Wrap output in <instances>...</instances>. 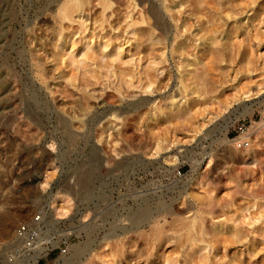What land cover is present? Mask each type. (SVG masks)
<instances>
[{"label":"rangeland","instance_id":"374dc122","mask_svg":"<svg viewBox=\"0 0 264 264\" xmlns=\"http://www.w3.org/2000/svg\"><path fill=\"white\" fill-rule=\"evenodd\" d=\"M72 1L0 0V264L39 209L60 247L38 264H264V43L232 70L264 0ZM210 96L230 105L184 129L172 102Z\"/></svg>","mask_w":264,"mask_h":264},{"label":"bare ground","instance_id":"6f19581e","mask_svg":"<svg viewBox=\"0 0 264 264\" xmlns=\"http://www.w3.org/2000/svg\"><path fill=\"white\" fill-rule=\"evenodd\" d=\"M71 2H73L72 0H70ZM219 1V0H218ZM71 2H69V3H71ZM105 2V1H104ZM76 2H74V4H75ZM214 3V2H213ZM64 4H65V2H64ZM73 4V3H72ZM80 4V3H79ZM166 4H168V3H166ZM62 6H64V8H63V11L64 12H62L61 14H62V16L63 17H71V20L73 19V20H75L74 18H81L82 19V17L84 16V6L83 7H81V6H79L78 8L76 7V8H72V7H70V6H68V1H67V3L65 4V5H62ZM106 7V6H105ZM61 8V7H60ZM62 9V8H61ZM154 10V9H153ZM227 10V9H226ZM215 11V10H214ZM245 11V10H244ZM154 12H155V10H154ZM142 14V13H141ZM72 15V16H71ZM228 15V14H227ZM154 17H155V19H156V22L157 23H162L163 22V19H162V17L159 15V14H155V15H153ZM60 17V16H59ZM172 18V17H171ZM70 20V21H71ZM83 20V19H82ZM78 21V20H77ZM76 22V21H75ZM83 22V21H82ZM73 23V22H72ZM84 23V22H83ZM175 29V28H174ZM212 32V31H211ZM210 32V33H211ZM177 35V34H176ZM175 35V36H176ZM248 39L246 40V42L245 43H240L239 44V46H238V50H237V55L238 56H240V59H239V61H238V63L236 64V66L235 67H233L232 68V70L234 71V72H236V74H241V76H244V77H250L251 75H253V74H259L260 72H259V70L260 69H263V68H261L262 66H261V64L260 63H258L259 61L257 60V58L254 56L255 55V53H256V49L257 48H259L263 43H264V32H261V31H256V32H252V30H250L249 31V35H248ZM172 39V38H171ZM213 40L214 41V37H212V36H210V38H209V40ZM219 41V40H218ZM236 41V40H235ZM217 41H215V43H216ZM179 42H177V36L175 37V39H174V41H173V44H172V51L174 52V53H176L175 55L176 56H180L181 54H182V51H183V47L181 46V45H179L178 44ZM230 43V42H229ZM228 44V43H227ZM226 44V45H227ZM216 45H218L217 43H216ZM215 45V46H216ZM228 47H229V45H228ZM235 47V46H234ZM211 48V47H210ZM216 49V48H215ZM190 50V49H189ZM188 50V51H189ZM198 50V49H197ZM187 51V52H188ZM230 51V50H229ZM233 51V50H232ZM235 51H236V49H235ZM211 52V51H210ZM213 52V51H212ZM169 53V52H168ZM231 55V54H230ZM211 59L210 58H208V59H210L211 60V64H210V60L208 61V59H207V62H209V66L207 67V68H211L213 71H215V70H217V69H221L222 67V65H220L223 61H225V57L227 58L228 56L225 54V52H224V50L222 49V48H220V45H218V48L213 52V54L211 53ZM208 57H210V56H208ZM117 58V57H116ZM229 59H230V62H231V60H234V58L232 57L231 58V56L230 57H228ZM75 60V59H74ZM124 62V61H123ZM229 62V61H228ZM181 63V62H180ZM216 63L218 64V65H216ZM263 64V63H262ZM206 65H208V64H206ZM205 65V66H206ZM179 66V65H178ZM214 66H215V70H214ZM180 68H182V67H180ZM204 68V67H203ZM210 68H209V70H210ZM197 71V70H196ZM199 71V70H198ZM228 71V70H227ZM231 71V70H230ZM261 71V70H260ZM205 72V71H204ZM198 73V72H197ZM202 74V73H201ZM209 74V73H208ZM222 74H223V72H222ZM150 75V74H149ZM200 75V74H199ZM215 75V74H214ZM217 75V74H216ZM202 76V75H201ZM205 76V75H204ZM210 76V75H209ZM237 76V75H236ZM180 78V77H179ZM214 79V78H213ZM150 80V79H149ZM186 80V79H185ZM199 80V79H198ZM216 81H218V80H216ZM220 81V84L221 85H224V83L225 82H227L226 80L224 81L222 78L219 80ZM234 81H235V79H234ZM200 82V81H199ZM203 82V81H202ZM211 82H212V80H211ZM180 85H181V88L182 89H186V85L184 84V85H182V79L180 80ZM219 83V82H218ZM200 84V83H199ZM192 85H195V84H192ZM197 85H198V83H197ZM237 86V85H236ZM257 86V85H256ZM195 87V86H194ZM214 87V86H213ZM222 87V86H221ZM216 88V87H215ZM194 89H196V88H194ZM217 89V88H216ZM235 89H237V88H235ZM212 91V90H211ZM185 92V91H184ZM209 92V91H208ZM216 92V91H215ZM214 92V93H215ZM220 92H221V90H220ZM220 92H218V93H220ZM183 93V92H182ZM210 93V92H209ZM186 94V93H185ZM216 94V93H215ZM242 94V93H241ZM245 94H247V93H245ZM179 95H181V94H179ZM208 95H212V94H208ZM221 95V94H220ZM186 96V95H185ZM174 98V97H173ZM221 97L220 96H210V97H208L206 100H205V102H204V108H202V105H197V104H195L194 105V101H189V102H186V106L184 107V108H176V105H178V103H176V102H172L173 104H174V107H172L173 109H175V110H177V112L179 113V117H177V119L182 123V122H184V121H182V119L180 120V118H183V120H185V121H188L189 119V121H190V123H191V125L192 126H190V123H185L184 122V125H183V127H184V129H186V130H194L195 128H196V126L198 125V124H194L195 122H191V120L193 121L194 119H195V114H197L199 111H201L202 109H204V111H206L207 110V107H209V105H212V106H218V108L219 109H217V110H220V109H222L223 107H225L226 108V106H229L230 104H228V103H225L224 101L222 102V101H219V99H220ZM219 101V102H218ZM227 102V101H226ZM229 102V101H228ZM235 102V101H234ZM202 103V102H201ZM231 103V102H230ZM179 106V105H178ZM213 109V108H212ZM224 109V108H223ZM173 111V110H172ZM202 112V111H201ZM200 112V113H201ZM204 113V112H203ZM202 113V115H206V114H203ZM201 116V115H200ZM209 118V117H208ZM188 121V122H189ZM172 122V121H171ZM178 122V121H177ZM189 125V126H188ZM182 126V125H181ZM165 127V126H164ZM160 147V146H159ZM118 163V162H117ZM250 196V195H249ZM199 199V198H198ZM209 204V203H208ZM230 207V206H229ZM214 209V208H213ZM251 211V210H250ZM201 213V212H200ZM207 213V212H206ZM213 214V213H212ZM203 215V214H202ZM204 217V216H203ZM261 217V216H260ZM11 218V216H10V214H8V213H2V214H0V221H1V223L3 222H5V223H8V228L10 227V225L12 224V221H13V219L11 220L10 219ZM174 220V219H173ZM2 223V224H3ZM4 223V224H5ZM164 224V223H163ZM198 224V223H197ZM202 224V223H201ZM7 225V224H6ZM199 226V225H198ZM184 227H185V225H184ZM189 227V226H188ZM191 228V227H190ZM206 228V227H205ZM176 230H178V229H176ZM183 230V229H182ZM200 230V229H199ZM172 231V230H171ZM177 232V231H176ZM193 235V234H192ZM200 236V235H199ZM217 236V235H216ZM185 238V237H184ZM224 238V237H223ZM190 239H191V237H190ZM194 245V244H193ZM43 256H45V255H43ZM207 257V256H206ZM141 258V257H140ZM205 258V257H204ZM209 258V257H208ZM37 261L35 260L34 262H33V264H35ZM206 262V261H205ZM197 263V262H196Z\"/></svg>","mask_w":264,"mask_h":264},{"label":"built area","instance_id":"2783aa9c","mask_svg":"<svg viewBox=\"0 0 264 264\" xmlns=\"http://www.w3.org/2000/svg\"><path fill=\"white\" fill-rule=\"evenodd\" d=\"M243 130V128H241ZM241 147H248L249 141L241 138ZM45 211L37 210L28 219L18 224L14 231L11 248L7 253V260L10 264H38L41 259L47 257L58 247V239L55 232L46 229ZM67 241H63L62 253L68 252ZM45 255V256H43Z\"/></svg>","mask_w":264,"mask_h":264}]
</instances>
